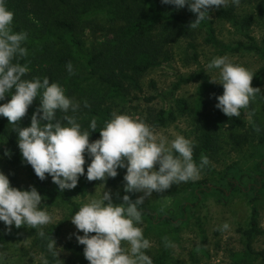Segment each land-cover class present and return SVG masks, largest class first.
Listing matches in <instances>:
<instances>
[{
	"label": "rangeland",
	"instance_id": "374dc122",
	"mask_svg": "<svg viewBox=\"0 0 264 264\" xmlns=\"http://www.w3.org/2000/svg\"><path fill=\"white\" fill-rule=\"evenodd\" d=\"M219 9L210 10L217 40L230 46L238 42L252 43L259 50L221 52L215 45L206 42L207 31L204 27L183 29L174 22L168 23L165 30L171 38L175 36L174 39L163 42V24L160 22L155 33V39L159 41L157 55L161 59L169 56L170 62L145 72L138 78V87L127 86L126 102L111 100L105 103L112 111L145 120L158 134L169 140L177 134L194 140L196 146L193 158L200 160L204 155L210 161L197 181L174 184L163 193H153L145 199L143 206L151 208L158 216L170 219L169 223L163 220L152 222L142 216L144 235L152 242L148 254L154 262L164 253L165 264L237 263L234 257L245 250L246 240L242 229L248 226L253 205L257 209L259 227L264 230V0H241L233 19L218 18L216 12ZM177 11L190 18L193 16L187 5ZM131 13V9L123 7L125 16ZM246 18L251 19L250 23L244 21ZM101 21L106 24H100L93 34L85 30L87 41L101 43L117 40L121 33L118 28L124 26L123 20L117 18L106 21L102 18ZM216 56H227L252 74L260 73V93L256 94L246 109H241V125L230 123L222 111L215 107L218 102L215 97L222 93L211 90L208 85L223 87L210 82L211 77L218 78V70L210 71L206 66ZM201 69H204V78L196 77ZM181 77L193 78L174 88ZM179 100L185 101L188 107L186 111L181 110ZM166 107L172 111L174 119L156 124L158 111ZM207 136L210 137V144L204 147ZM99 137L100 133H91L90 142ZM3 150L5 146L0 145V171L8 175L10 182L14 179L18 188L34 186L29 174L10 161ZM86 161L90 162L87 156ZM125 171L118 169L117 177L112 178V182H105V189L102 183L88 185L80 177L75 189L65 191L78 206L92 197L102 195L104 190H110L113 202L120 203L116 194L121 198L126 194L123 191ZM44 181L48 190L56 188L51 177ZM228 182L240 190L228 188ZM140 195L142 193H135L132 199ZM253 197H256L254 202L251 200ZM42 198V205L53 216V221L43 226V230L45 232L51 226L58 227V233L52 239L56 241L60 251L58 259L61 261L54 258L48 249L42 250L37 234L39 229L31 232L27 226H13L11 232H7L0 222V232H14L8 242L0 245V252L5 254L3 264H89L83 252L68 247L69 243L78 244L75 236L71 235L77 231L71 223L74 213L59 199ZM182 206H185L184 215L180 212ZM225 222L230 225V229L225 232L217 230ZM79 234L83 235L82 232ZM163 237H168L175 247L166 248ZM252 246L256 250H264V235L254 236Z\"/></svg>",
	"mask_w": 264,
	"mask_h": 264
},
{
	"label": "clouds",
	"instance_id": "9594fccd",
	"mask_svg": "<svg viewBox=\"0 0 264 264\" xmlns=\"http://www.w3.org/2000/svg\"><path fill=\"white\" fill-rule=\"evenodd\" d=\"M240 2L161 0L162 4L176 9L187 5L196 17L189 25L191 29L210 19L211 9L230 4L239 6ZM13 21V11L6 0H0V101L10 97L0 103V117H6L14 126L22 162L30 165L41 181L51 177L61 192L75 189L82 176L88 181H100L105 189L107 179L117 177L118 169H125L126 194L122 198L116 194L121 202H113L110 190L88 199L71 216L77 230L71 235L84 246L83 254L89 264H154L148 254L152 242L145 237L141 226L145 199L153 193H163L174 184L197 181L210 164L208 157L202 155L197 163L193 158L194 140L180 134L169 140L145 120L117 111L111 113L99 130L100 137L90 142L91 133L97 131V121L93 118L87 129L82 128L76 115L81 109L80 101L66 95L61 84L50 82L48 77L24 78L29 69L20 60L28 55L23 46L28 33L14 31ZM66 67L70 75H75L70 61ZM206 67L210 71L218 70V78H210V82L223 87V93L215 97L218 101L215 107L229 118L239 117L241 109H246L260 93L259 88L252 86V72L227 56L213 57ZM36 99L39 105L31 115L30 126H19L18 122ZM83 106L89 107L87 101ZM4 154L10 155L8 151ZM135 193L142 195L133 200L129 194ZM42 199L35 186L13 187L8 175L0 171V222L5 230L11 232L13 226L39 229L37 234L48 240V252L61 261L56 241L46 237L43 230V226L53 221V216L42 205ZM229 229L225 222L217 230ZM162 239L166 248L175 247L168 237ZM4 256L0 252V264Z\"/></svg>",
	"mask_w": 264,
	"mask_h": 264
},
{
	"label": "trees",
	"instance_id": "16d2710c",
	"mask_svg": "<svg viewBox=\"0 0 264 264\" xmlns=\"http://www.w3.org/2000/svg\"><path fill=\"white\" fill-rule=\"evenodd\" d=\"M6 3L14 13V31L28 33V39L23 45L27 48L28 55L20 60L22 64L27 63L29 69L24 78L48 77L50 82L60 83L66 95L74 97L81 103V109L76 115L82 128L88 127L93 118L96 119L97 131L92 132L93 134H98L105 122L111 118L113 111L109 105L105 104L107 101L126 102L127 86L138 87V78L145 72L170 62L169 56H163L161 59L157 55L159 41L155 39V33L158 24L160 22L163 24L161 40L168 42L175 37L171 38L165 32L168 23L174 22L183 29H190V23L196 18L193 13L191 18L180 14L175 6L162 4L161 0H6ZM125 6L126 9H131V15L123 14ZM235 9L236 6L230 4L228 7L219 9L216 16L224 20L233 19ZM102 18L106 21H113L117 18L123 20L124 26L118 28L121 32L118 34L119 37L115 41L88 42L85 30L93 34L100 24H106L105 21H101ZM250 20L246 18L244 21L248 24ZM199 26L207 31L206 42L215 45L221 52L259 50L252 43L238 42L232 46L221 43L216 38L211 19L201 22ZM190 47L193 48L194 45L191 44ZM69 61L73 65L75 75L68 73L66 65ZM259 74V72L253 74L251 83L254 88L259 87ZM204 76V69L196 75L200 78ZM192 78L181 77L174 88H178ZM208 86L213 91L223 93V89L214 84ZM8 99L10 97H6L0 103L7 102ZM84 101H87L89 107L83 106ZM38 105L39 100H34L26 116L18 122L19 126H30L31 115ZM179 105L183 111L188 108L183 100H179ZM58 115L62 114L58 113ZM225 117L232 124H242L240 117L229 118L226 115ZM168 119H174V115L169 107H166L158 111L155 122L164 124ZM13 127L6 117H0V145L5 146L3 151L10 153L9 160L18 164L29 174L42 196L49 200H61L72 213L78 211L80 206L71 200L68 192L65 190L61 192L57 185L54 190H48L45 187V181H41L35 175L30 165L22 162L23 158L17 145V134L12 130ZM209 144L210 137L207 136L204 140V147H208ZM194 160L197 163L200 161L199 159ZM82 178L88 185L101 183L100 181H88L86 176ZM255 179L259 178L255 177ZM107 181L112 182V178ZM10 183L11 186L17 187L14 179ZM228 186L230 189L237 188L229 182ZM129 195L133 198L135 194ZM251 200L254 202L256 197ZM184 207L180 209L181 215H184ZM142 214L152 222L160 220L170 222L169 217L158 216L147 206H142ZM29 229L31 232L37 230L31 227ZM57 233L58 227L51 226L45 231V236L53 238ZM242 234L245 237L246 246L244 251L235 254L234 258L237 261L235 264H255V262L264 264V250H256L252 246L254 236L264 235V230L259 227L257 209L254 205L251 207L248 226L242 229ZM13 235L14 232H0V245L8 242ZM47 243L46 238L39 236L42 250L47 249ZM68 247L74 251L83 252L84 246L69 243ZM164 259L165 255L162 253L156 258L154 264H165Z\"/></svg>",
	"mask_w": 264,
	"mask_h": 264
}]
</instances>
